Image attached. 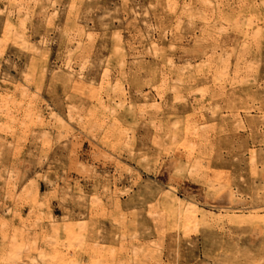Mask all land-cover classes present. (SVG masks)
Listing matches in <instances>:
<instances>
[{
  "label": "rangeland",
  "instance_id": "1",
  "mask_svg": "<svg viewBox=\"0 0 264 264\" xmlns=\"http://www.w3.org/2000/svg\"><path fill=\"white\" fill-rule=\"evenodd\" d=\"M0 264H264V0H0Z\"/></svg>",
  "mask_w": 264,
  "mask_h": 264
},
{
  "label": "bare ground",
  "instance_id": "2",
  "mask_svg": "<svg viewBox=\"0 0 264 264\" xmlns=\"http://www.w3.org/2000/svg\"><path fill=\"white\" fill-rule=\"evenodd\" d=\"M2 11V10H1ZM15 26H14V23H13V21L12 20H10V19H8V29H13ZM33 47H35V46H33ZM36 49V48H35ZM38 52V51H37ZM82 71V70H81ZM2 111V110H1ZM9 116H11V115H9ZM190 207H192V206H190V205H187L186 206V210L189 212V209H191Z\"/></svg>",
  "mask_w": 264,
  "mask_h": 264
}]
</instances>
